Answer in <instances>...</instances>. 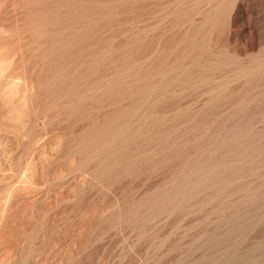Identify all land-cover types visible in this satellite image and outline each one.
<instances>
[{
    "label": "rangeland",
    "instance_id": "1",
    "mask_svg": "<svg viewBox=\"0 0 264 264\" xmlns=\"http://www.w3.org/2000/svg\"><path fill=\"white\" fill-rule=\"evenodd\" d=\"M0 264H264V0H0Z\"/></svg>",
    "mask_w": 264,
    "mask_h": 264
}]
</instances>
